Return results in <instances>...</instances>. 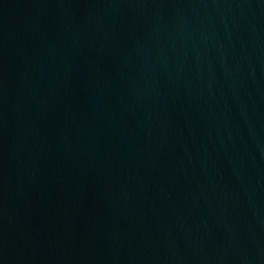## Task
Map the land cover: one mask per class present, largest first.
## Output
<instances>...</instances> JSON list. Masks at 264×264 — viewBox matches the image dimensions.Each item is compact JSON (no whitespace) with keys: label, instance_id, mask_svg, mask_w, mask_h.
Here are the masks:
<instances>
[{"label":"water","instance_id":"1","mask_svg":"<svg viewBox=\"0 0 264 264\" xmlns=\"http://www.w3.org/2000/svg\"><path fill=\"white\" fill-rule=\"evenodd\" d=\"M0 264H264V0H0Z\"/></svg>","mask_w":264,"mask_h":264}]
</instances>
